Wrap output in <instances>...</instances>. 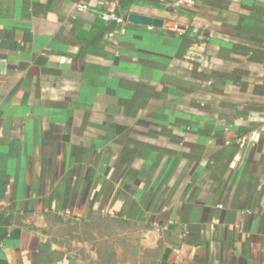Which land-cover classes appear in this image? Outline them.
<instances>
[{
	"label": "crops",
	"instance_id": "1",
	"mask_svg": "<svg viewBox=\"0 0 264 264\" xmlns=\"http://www.w3.org/2000/svg\"><path fill=\"white\" fill-rule=\"evenodd\" d=\"M0 264H264V0H0Z\"/></svg>",
	"mask_w": 264,
	"mask_h": 264
},
{
	"label": "built area",
	"instance_id": "2",
	"mask_svg": "<svg viewBox=\"0 0 264 264\" xmlns=\"http://www.w3.org/2000/svg\"><path fill=\"white\" fill-rule=\"evenodd\" d=\"M78 10H81V11H85V10H88L89 9V6L87 5V4H79L78 5ZM106 17H114L115 18V16H112V15H110V14H107V15H105ZM119 19V18H118ZM208 83H210V82H208ZM160 229H167V227H165V226H163V227H159Z\"/></svg>",
	"mask_w": 264,
	"mask_h": 264
}]
</instances>
